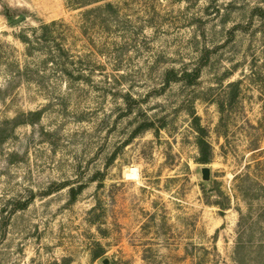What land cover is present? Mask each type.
I'll use <instances>...</instances> for the list:
<instances>
[{"label":"rangeland","instance_id":"1","mask_svg":"<svg viewBox=\"0 0 264 264\" xmlns=\"http://www.w3.org/2000/svg\"><path fill=\"white\" fill-rule=\"evenodd\" d=\"M90 8L0 0V264H264V0Z\"/></svg>","mask_w":264,"mask_h":264},{"label":"trees","instance_id":"2","mask_svg":"<svg viewBox=\"0 0 264 264\" xmlns=\"http://www.w3.org/2000/svg\"><path fill=\"white\" fill-rule=\"evenodd\" d=\"M102 0H64V3L66 5L67 8L69 9H85V8H90L94 5L99 4V2ZM93 13H102V6H97L94 7L93 9H88L86 11L83 12V16L86 15H90ZM56 23L52 22L49 25H43L42 27L45 29H49L50 27L54 26ZM36 30L33 29L32 33L35 34ZM20 41L26 46V53L27 55L32 53V49H33V42L32 40L29 38V36H27L25 33H23L20 37H19ZM46 59H45V64H52V65H58L61 62V59L59 57H56L55 55H52V53L47 54L46 53ZM66 71V70H65ZM67 72V71H66ZM68 73V72H67ZM71 74V73H70ZM69 74V75H70ZM67 75V74H66ZM198 76V71H195L193 73L190 74H186V75H182L179 81H183L186 80L188 81L189 79H193V82H195V80H197ZM234 85V84H232ZM231 86V84H230ZM194 122V126H195V132L197 133V137H196V147L198 149V155L199 157L196 160V163L198 164H202V165H206L209 164L212 158V149L211 146L209 145V143L206 141L205 137H206V132L200 127V125L198 124V118H194L193 120ZM154 125L152 123L146 124V125H142L140 128L141 130H148L150 128H153ZM246 180V176H240L236 179V182H238V186H237V191L240 194V197L242 200H248L249 199V195H248V189H247V185L245 183ZM261 213H264V209L260 212V214L257 217L256 222H261V219L264 218V215H261ZM260 216V217H259ZM262 217V218H261ZM250 215L249 212L246 214H243L240 212V219H239V223H238V229H240L243 225H246V230L244 231L245 234L247 232V229H251V227L253 225H255V222L253 219V221H251L250 223H247V220L250 219ZM248 226V227H247ZM249 231V230H248ZM243 232V229H242ZM243 241L242 237L240 236L238 239V244H243L241 243ZM245 242V241H243ZM259 249H263L264 250V241H262L259 244Z\"/></svg>","mask_w":264,"mask_h":264},{"label":"water","instance_id":"3","mask_svg":"<svg viewBox=\"0 0 264 264\" xmlns=\"http://www.w3.org/2000/svg\"><path fill=\"white\" fill-rule=\"evenodd\" d=\"M20 21H21V19H17L15 21H13V25H16ZM209 177H210V169L207 168V167L201 168V179L203 181H208L209 180ZM102 264H108V260L107 259H104L102 261Z\"/></svg>","mask_w":264,"mask_h":264},{"label":"clouds","instance_id":"4","mask_svg":"<svg viewBox=\"0 0 264 264\" xmlns=\"http://www.w3.org/2000/svg\"><path fill=\"white\" fill-rule=\"evenodd\" d=\"M132 178L136 179V178H138V176H137V175H133V177H132Z\"/></svg>","mask_w":264,"mask_h":264},{"label":"bare ground","instance_id":"5","mask_svg":"<svg viewBox=\"0 0 264 264\" xmlns=\"http://www.w3.org/2000/svg\"><path fill=\"white\" fill-rule=\"evenodd\" d=\"M134 173V172H133ZM134 175V174H133Z\"/></svg>","mask_w":264,"mask_h":264}]
</instances>
